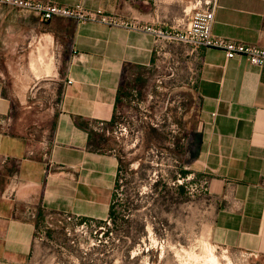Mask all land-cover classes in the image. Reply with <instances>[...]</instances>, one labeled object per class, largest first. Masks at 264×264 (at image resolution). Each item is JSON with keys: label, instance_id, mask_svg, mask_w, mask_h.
Instances as JSON below:
<instances>
[{"label": "crops", "instance_id": "crops-1", "mask_svg": "<svg viewBox=\"0 0 264 264\" xmlns=\"http://www.w3.org/2000/svg\"><path fill=\"white\" fill-rule=\"evenodd\" d=\"M42 1L169 28L200 0ZM213 34L264 47V0H218ZM54 51L51 66L44 57ZM151 105L156 131L167 129L170 105L198 121L188 129L198 137L191 166L208 180L212 242L264 256V66L0 6V264H23L41 251L48 238L38 240L36 227L46 213L107 219L120 167L110 127ZM14 183L13 197H3Z\"/></svg>", "mask_w": 264, "mask_h": 264}, {"label": "rangeland", "instance_id": "rangeland-1", "mask_svg": "<svg viewBox=\"0 0 264 264\" xmlns=\"http://www.w3.org/2000/svg\"><path fill=\"white\" fill-rule=\"evenodd\" d=\"M144 109L123 114L108 136L122 165L114 194L123 217L116 225L92 220L78 228L73 222L70 234L59 226L47 230L43 218L36 238L48 241L23 264H208L211 252L220 264H264V256L218 246L210 238L214 202L201 187L206 178L191 166L198 137L188 129L197 126L195 115L172 113L170 105L169 116L162 117L168 118L167 129L156 131L150 126L160 119L156 107ZM120 123L128 124L127 132L119 131ZM181 166L191 171L187 198L178 188Z\"/></svg>", "mask_w": 264, "mask_h": 264}, {"label": "built area", "instance_id": "built-area-1", "mask_svg": "<svg viewBox=\"0 0 264 264\" xmlns=\"http://www.w3.org/2000/svg\"><path fill=\"white\" fill-rule=\"evenodd\" d=\"M217 3L218 0H200L195 4L192 11L185 13V17L177 25L162 28L155 25L143 24L137 20L126 19L116 14L107 13L101 9L91 10L82 4L67 6L42 0H0V6H11L35 12L43 21L63 18L76 22L99 23L108 27H122L149 34L154 38L156 44L180 43L191 47L193 50L218 49L224 52L227 59L243 57L252 65L264 66V47L232 41L213 34ZM47 55L48 53L45 54L46 57ZM50 55L54 63L56 52L54 51ZM19 60L21 61V58ZM68 83H71V81H68ZM127 125L120 123L119 131L127 132ZM35 149L36 147L31 144L28 149L29 157L35 154ZM177 181L179 184L182 183V180ZM201 187L207 192V179L201 182ZM16 188V184H12L2 193V196L7 199L12 198L16 193ZM88 221L92 220L82 219L78 216L61 212L46 213L44 216L45 228L47 230H50L54 226H59L64 228L67 233L70 232L69 225L71 223L77 222L78 228H83ZM44 239L45 237H40L38 240L43 241Z\"/></svg>", "mask_w": 264, "mask_h": 264}, {"label": "trees", "instance_id": "trees-1", "mask_svg": "<svg viewBox=\"0 0 264 264\" xmlns=\"http://www.w3.org/2000/svg\"><path fill=\"white\" fill-rule=\"evenodd\" d=\"M185 150H186V148H184V151L182 152L183 154H185ZM121 166L122 165H121V160H120L119 173L121 172ZM119 173H118V177H119ZM189 173H191L190 169H187L185 166H181V169L179 171V178L182 179V183L178 185V188H179L182 196H184L186 198H187V195H188V192L186 190V187H187L186 178L188 177ZM121 217H123V215L121 216V213H120V210H119V205L116 202V198L114 196V199H113V201H112V203L110 205V209H109V213H108L107 219L106 220H96V221H98L99 223L106 222V221H112V222H114V225H116L118 220L121 219ZM43 218H44V215H43ZM43 218H41V219H43ZM86 220H95V219H86ZM141 230L144 233V225L143 224L141 226Z\"/></svg>", "mask_w": 264, "mask_h": 264}, {"label": "bare ground", "instance_id": "bare-ground-1", "mask_svg": "<svg viewBox=\"0 0 264 264\" xmlns=\"http://www.w3.org/2000/svg\"><path fill=\"white\" fill-rule=\"evenodd\" d=\"M49 64H51V63H49ZM52 66V65H51ZM54 69V68H53ZM205 242V241H204ZM212 247V246H211ZM213 250V249H212ZM208 253H210L209 251H208ZM203 256V255H202ZM208 257L205 259L206 260V263H207V261L210 263V264H220V261H219V259H218V261H217V258H216V254L214 255V252L212 253L211 252V254H209V255H207ZM206 256H204V258H205ZM219 262V263H218ZM208 263V264H209Z\"/></svg>", "mask_w": 264, "mask_h": 264}]
</instances>
